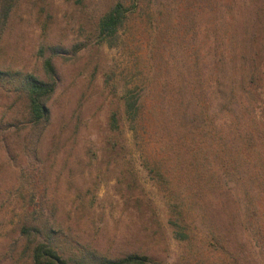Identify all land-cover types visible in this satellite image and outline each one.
<instances>
[{"label": "rangeland", "instance_id": "rangeland-1", "mask_svg": "<svg viewBox=\"0 0 264 264\" xmlns=\"http://www.w3.org/2000/svg\"><path fill=\"white\" fill-rule=\"evenodd\" d=\"M1 1L0 264H34L46 235L65 256L264 264L262 219L250 216L264 209V170L249 171L264 165V148L246 153L222 189L192 150L195 139L215 142L212 121L226 136L230 119L253 129L252 114L224 106L215 84L206 108L186 87L206 78L204 66L218 73L228 47L264 48V0H12L6 17ZM118 1L131 11L101 41L99 22ZM48 56L57 88L50 119L34 124L24 79H47Z\"/></svg>", "mask_w": 264, "mask_h": 264}, {"label": "trees", "instance_id": "trees-1", "mask_svg": "<svg viewBox=\"0 0 264 264\" xmlns=\"http://www.w3.org/2000/svg\"><path fill=\"white\" fill-rule=\"evenodd\" d=\"M12 0H2L1 9L3 16H7L12 7ZM139 0H134V4H138ZM132 7L126 5L124 1H118L108 10L101 18L98 26L99 39L101 41H109L113 38L120 27L123 26L128 13ZM225 60L219 66L218 73L212 68L211 78L206 75L204 66V76L200 80L198 77L195 81H188L187 89L193 93L196 92L200 100L199 105L208 106V97L213 91V84L219 91L223 93L221 102L224 106L231 108L236 103L243 107L241 111L251 112V119L255 124L253 129L247 125L243 128L235 119H230L228 124L229 132L226 136L221 135L217 126L211 122L210 132L215 138L208 144L198 143L195 139L192 150L194 154L203 155L205 162L203 169L206 173H211V178L207 181L210 185L217 189H222L225 186H233L230 183L222 182V178L227 175L237 173L239 162L247 159L246 153L253 152L257 148H264V48L257 46L249 49H236L232 46L228 47L223 56ZM47 79H41L34 75H27L24 79L25 87L30 101V116L34 124H40L50 119V109L47 102L54 94L57 88L56 67L52 56L45 57L44 60ZM197 72L200 71L198 66H195ZM220 73H222L220 75ZM228 78V88L223 83V80ZM179 94L176 97L179 106H184L186 99L183 95L185 84L180 82L176 85ZM138 99L129 97L126 99L127 111L130 116L135 117L138 112ZM231 105V106H230ZM233 111V109H232ZM248 115V114H247ZM232 117H235L232 114ZM115 122V116L113 117ZM250 120V121H251ZM227 125V123H226ZM235 133L232 135V131ZM223 134V133H222ZM260 152V151H258ZM248 160V159H247ZM215 164H218V171L214 169ZM250 166V164L248 165ZM157 168V162L153 169ZM254 169V173H259L264 170V165L255 163L249 167V171ZM161 174V173H160ZM219 175L221 176L220 179ZM257 206L251 210L250 216L261 218L260 226L257 233L260 235V240L264 243V209ZM41 236V235H40ZM32 247V258L34 264H148L151 262L149 256L139 253H129L125 256L113 258L106 255H100L94 252H85L81 254L65 256L57 242L49 235L41 239H35ZM264 249V248H263Z\"/></svg>", "mask_w": 264, "mask_h": 264}]
</instances>
